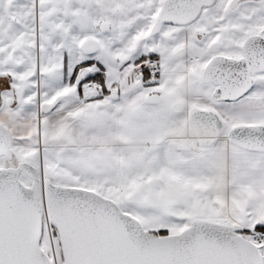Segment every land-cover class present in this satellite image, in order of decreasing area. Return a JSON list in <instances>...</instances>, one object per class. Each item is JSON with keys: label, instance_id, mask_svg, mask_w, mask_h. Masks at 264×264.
Segmentation results:
<instances>
[{"label": "snow or ice", "instance_id": "1", "mask_svg": "<svg viewBox=\"0 0 264 264\" xmlns=\"http://www.w3.org/2000/svg\"><path fill=\"white\" fill-rule=\"evenodd\" d=\"M0 264H264V0H0Z\"/></svg>", "mask_w": 264, "mask_h": 264}]
</instances>
